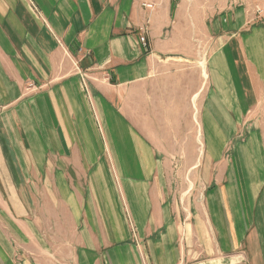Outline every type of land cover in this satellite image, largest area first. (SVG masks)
<instances>
[{
  "label": "crops",
  "instance_id": "1",
  "mask_svg": "<svg viewBox=\"0 0 264 264\" xmlns=\"http://www.w3.org/2000/svg\"><path fill=\"white\" fill-rule=\"evenodd\" d=\"M153 2L0 0V264H264L257 138L225 151L264 96V6L225 0L206 41L217 0Z\"/></svg>",
  "mask_w": 264,
  "mask_h": 264
},
{
  "label": "rangeland",
  "instance_id": "2",
  "mask_svg": "<svg viewBox=\"0 0 264 264\" xmlns=\"http://www.w3.org/2000/svg\"><path fill=\"white\" fill-rule=\"evenodd\" d=\"M224 1L225 0H217L216 8L214 9V11L209 10L205 12V19H204V26H203L204 33L203 34H204L206 41L209 40L208 38L209 34L206 32V30L208 31L211 28V25L214 19L219 17V13H221L220 11L224 12V10H222L223 9L222 2ZM241 1L244 4L243 6L249 9H254V6L257 7V9L260 5L264 6V0H241ZM185 15L186 14L184 13V15H182L180 19L183 20ZM187 16L189 18L188 20H190L191 17L193 21L196 20V15L195 13H193V11H191ZM176 17L177 18H175V21L178 20V16ZM185 21H183L182 23H184ZM186 30L188 29L185 27L178 29L179 34H184ZM196 33H197L196 28L194 27L192 34L196 35ZM209 45H210L209 43H205V46H206L205 52L208 50L207 47H209ZM249 115L253 117L252 120L248 119L247 122L238 124V133L235 134L234 137L230 141H228L229 143L225 150L227 157L229 156L228 160H230L231 158L230 153L234 152L233 150L235 148V145H237V143L246 142L247 138L250 135V132L251 133L253 132V136L257 138V144H258V147L261 153L260 156L262 160H264V96L260 100L258 108L253 109L252 114H248V116ZM247 118L248 117H246V120ZM201 148H202V145L199 143V150ZM203 149L206 150L207 145L203 147ZM202 157L203 156H198V157H195V159L193 160H192V157L190 156L173 157L172 159L173 171H169L166 174V178L163 180L162 185L164 186L166 197H168L170 201L174 202L175 207H178V210L181 211L182 213H184L185 209H187L188 211H196L197 207L200 206L199 203H196L195 199H197V197L200 198L204 193L202 191L203 183L200 177L202 172H200L201 170L195 171V170H191L190 168L192 167L193 161L198 159L200 162V159ZM205 158L206 156L204 157V159ZM186 222L191 223L193 222V220L183 219L182 223L184 224ZM239 255H243V253H239ZM191 257H198L197 259H199L200 253L198 255L197 253H194L192 256L188 258L190 262L196 261V259L191 258ZM204 259H208L206 254L201 255L200 260H204Z\"/></svg>",
  "mask_w": 264,
  "mask_h": 264
},
{
  "label": "built area",
  "instance_id": "3",
  "mask_svg": "<svg viewBox=\"0 0 264 264\" xmlns=\"http://www.w3.org/2000/svg\"><path fill=\"white\" fill-rule=\"evenodd\" d=\"M142 8L149 10V11H153L155 8V4L153 2V0H142L141 3ZM263 13V11L261 9H256V14L258 16H260ZM141 43L142 45H144L145 47H147V29H141Z\"/></svg>",
  "mask_w": 264,
  "mask_h": 264
},
{
  "label": "bare ground",
  "instance_id": "4",
  "mask_svg": "<svg viewBox=\"0 0 264 264\" xmlns=\"http://www.w3.org/2000/svg\"><path fill=\"white\" fill-rule=\"evenodd\" d=\"M206 75V74H205ZM251 151V150H250Z\"/></svg>",
  "mask_w": 264,
  "mask_h": 264
}]
</instances>
